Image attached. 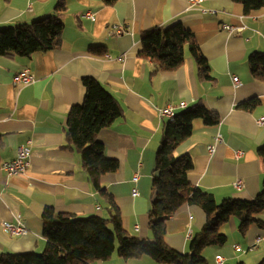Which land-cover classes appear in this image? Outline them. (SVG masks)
I'll return each instance as SVG.
<instances>
[{
    "label": "crops",
    "instance_id": "1",
    "mask_svg": "<svg viewBox=\"0 0 264 264\" xmlns=\"http://www.w3.org/2000/svg\"><path fill=\"white\" fill-rule=\"evenodd\" d=\"M58 0H0V29L27 25L51 16ZM64 28L60 46L31 57H0V166L16 157L21 147L30 148L28 169L8 176L0 169V253L40 254L45 248L42 214L46 208L77 217L109 219L114 210L88 182L80 156L62 148L67 112L82 103V79L90 77L104 86L123 108L121 118L97 136L108 159L118 169L102 176L101 184L113 197L122 228L129 234L149 238L147 213L154 176L155 154L166 119L157 111L168 105L187 106L201 101L218 117L214 126L195 121L192 135L177 150L187 154L193 167L189 183L214 197L251 201L260 192L264 164L258 150L264 146V82L253 79L248 59L264 54V8L243 14V7L231 0H206L189 6L186 0H118L107 7L100 0H64ZM208 12H202L201 10ZM213 10L215 13L212 14ZM90 13L94 19L84 15ZM179 21L194 36L210 68L209 79H198L189 53L174 72L152 73L153 63L136 56L143 31ZM232 27L230 31L223 26ZM112 27L123 34L110 35ZM99 48V52H91ZM33 75L29 84L14 83L20 69ZM241 87L234 88L232 77ZM255 100L251 109L242 104ZM187 107V108H188ZM176 108L175 114L180 112ZM221 142L215 152L214 145ZM138 174L139 196H132ZM241 182L236 189L234 182ZM261 227L252 225L245 234L234 218L223 246L202 251L208 264L220 256L224 264H264V213ZM4 223L22 225L24 235H11ZM206 223L196 206H183L166 224V245L182 254L189 252L190 239ZM191 231V236L188 232ZM220 233V232H219ZM220 233V234H221ZM93 264H160L150 258L123 259L113 255Z\"/></svg>",
    "mask_w": 264,
    "mask_h": 264
},
{
    "label": "trees",
    "instance_id": "2",
    "mask_svg": "<svg viewBox=\"0 0 264 264\" xmlns=\"http://www.w3.org/2000/svg\"><path fill=\"white\" fill-rule=\"evenodd\" d=\"M100 1L112 7L118 0ZM231 1L243 7L245 16L264 8V0ZM65 11L64 0H58L51 16L27 25L1 28L0 57H31L38 52L57 49L62 40ZM90 51L99 52V48ZM185 53H189L194 62L197 78L209 79L210 68L206 59L193 34L179 21L143 31L136 56L152 61V73H164L177 70L183 64ZM248 68L253 79L264 82V54H252ZM82 86L85 91L82 103L70 106L67 112L62 148L80 156L90 186L104 198L108 208L114 210L113 215L109 219L77 217L46 208L41 218L46 242L44 250L40 254L0 253V264H93L107 261L113 255L125 260L147 257L160 264H208L202 256L203 249L226 243V236L219 233L222 224L234 218L242 235L252 225L262 226L263 221L258 217L264 213V176L260 192L251 201L226 199L217 203L212 194L189 183L187 174L193 167L192 159L187 154H177V150L192 135L195 121L201 120L206 126L218 123L217 115L199 101L176 113L163 126L162 140L155 154L147 213L151 236L141 238L127 233L122 228L113 197L101 184L102 176L116 172L118 163L105 156L104 148L97 140L102 129L122 117L123 108L96 80L85 77ZM255 105L256 101L251 100L242 104V108L251 110ZM258 155L264 164V146L258 150ZM186 205L199 207L206 216V223L190 239L189 252L182 254L169 248L164 238L167 222Z\"/></svg>",
    "mask_w": 264,
    "mask_h": 264
},
{
    "label": "built area",
    "instance_id": "3",
    "mask_svg": "<svg viewBox=\"0 0 264 264\" xmlns=\"http://www.w3.org/2000/svg\"><path fill=\"white\" fill-rule=\"evenodd\" d=\"M206 0H186L188 5L191 6H199L200 4L204 3ZM202 12H208L207 10L203 9ZM212 14L215 12L211 10ZM86 18H89L90 20H93L94 17L90 13H86L84 15ZM223 29L226 31H230L232 27L225 25L223 26ZM123 29L119 27H112V30L110 31L111 36L118 37L123 34ZM33 80V75L30 74V72L26 68L20 69V71L16 74L14 78V83L18 84H29ZM232 83L234 88L239 89L241 87L240 81L236 77H232ZM187 103L186 102H180L177 106L168 105L165 109L157 111V116L161 119L171 120L175 116V110L176 108L178 110H184L186 109ZM257 124L259 126L264 125V118H261ZM221 142L220 135H216L214 138V145L208 146L207 151L209 155H212L215 152V146ZM30 148L29 147H21L17 150L16 157L9 161V162H3L0 166V169L4 171L8 176L18 175L23 172H25L29 167V159H30ZM142 178V176L138 174H134L132 176L131 182H134L136 186L132 189V196L136 197L139 196V187L137 185L138 181ZM233 186L236 189H239L241 187V182L236 181L234 182ZM4 230H6L11 235H24L26 233L25 227L22 225H11L9 223H4L2 226ZM188 236H191V231L188 232ZM214 264H224V259L220 256H216L214 258Z\"/></svg>",
    "mask_w": 264,
    "mask_h": 264
},
{
    "label": "rangeland",
    "instance_id": "4",
    "mask_svg": "<svg viewBox=\"0 0 264 264\" xmlns=\"http://www.w3.org/2000/svg\"><path fill=\"white\" fill-rule=\"evenodd\" d=\"M227 227H228V226H225V227L222 229V233H221V231H220V229H219V232H220L221 234H225V233L227 232V230H228ZM211 247H213V246H211Z\"/></svg>",
    "mask_w": 264,
    "mask_h": 264
}]
</instances>
